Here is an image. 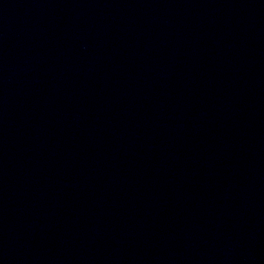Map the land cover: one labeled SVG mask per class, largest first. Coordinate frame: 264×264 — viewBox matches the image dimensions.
Instances as JSON below:
<instances>
[{"label": "water", "instance_id": "1", "mask_svg": "<svg viewBox=\"0 0 264 264\" xmlns=\"http://www.w3.org/2000/svg\"><path fill=\"white\" fill-rule=\"evenodd\" d=\"M0 264H264V0H0Z\"/></svg>", "mask_w": 264, "mask_h": 264}]
</instances>
